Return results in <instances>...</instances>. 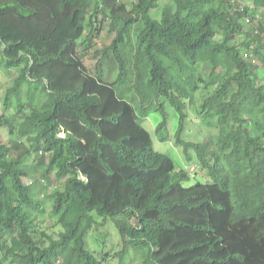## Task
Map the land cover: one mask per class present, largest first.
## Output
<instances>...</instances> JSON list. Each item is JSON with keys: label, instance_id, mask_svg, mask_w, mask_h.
Here are the masks:
<instances>
[{"label": "trees", "instance_id": "1", "mask_svg": "<svg viewBox=\"0 0 264 264\" xmlns=\"http://www.w3.org/2000/svg\"><path fill=\"white\" fill-rule=\"evenodd\" d=\"M248 2L0 0V71L16 72L0 103V264H110L109 229L88 248L108 221L118 264H264V70L244 59L254 44L264 60V0ZM198 95L216 129L203 142L184 138ZM168 104L191 171L143 125L160 112L168 140ZM198 171L212 181L186 185Z\"/></svg>", "mask_w": 264, "mask_h": 264}, {"label": "rangeland", "instance_id": "2", "mask_svg": "<svg viewBox=\"0 0 264 264\" xmlns=\"http://www.w3.org/2000/svg\"><path fill=\"white\" fill-rule=\"evenodd\" d=\"M169 1L170 0H161L160 7L166 6ZM238 1L241 4L252 5V3L248 2V0H238ZM159 14H160V10L152 11L153 17H157ZM112 37L113 35L108 33L107 24L104 23L103 28L98 33V37H97L98 47H101V45H104V44H109L112 40ZM242 39H243V36H240L238 40L241 41ZM0 58H1V54H0ZM249 60L257 64L261 69L264 70V60H262V58H260L259 56L252 54L250 55ZM86 64L89 67V69L94 72L96 60L92 57V54L88 57ZM15 76H16L15 71L12 70L8 72V71H5L4 69H1L0 71V103H2L3 101V97L6 92L7 87L13 84ZM203 101H204V97L201 98L200 95H198L197 104L193 105L192 108H189V119L187 121L186 132L184 133V138L189 141H195V142L202 141L203 142L204 139H206V137L209 136L208 132L216 133L215 128L208 126L207 125L208 123L206 124L205 122L206 113L204 114L203 112L201 113V110H202L201 104L203 103ZM167 112H168V136H169L168 140L161 141L156 131L158 125L163 120V116L160 112L151 113L149 117L144 120L143 125L152 134L153 141H154V147L157 151L170 155L175 160L178 166V169H186V170L191 171L193 169V166L195 165L199 166V163L196 158L193 160H187L183 156L182 148L175 144L174 139H175V135H176L177 128H178V115L175 109L170 104L167 105ZM7 132L8 131L6 129L0 130V142L6 143L9 141V139H7V136H8ZM30 162H32V160ZM197 173L198 174H195V173L192 174L193 176L192 180L187 182L186 185H191L195 183L196 181H201V182H211L212 181V179L205 172L202 173L198 171ZM35 177H38V176L33 174L32 178H29V179L33 181L35 180ZM51 178H52L51 187H57L60 184V181H57L56 178H54V175H51ZM29 179H26V180L29 181L28 183H31ZM47 210L50 211L51 208H47ZM41 220L44 222L43 225L45 229L49 231L50 233L57 235L61 231V227L55 225L54 223L55 219L51 218L49 214H47L46 217L41 218ZM100 221L103 222V220H100ZM102 228L104 230L109 229V232H110L109 235L104 236V239L106 240V244H107L105 249L109 250L112 255V256L111 255L107 256L108 260L110 264H118L119 263L118 258H114L113 256L116 253L115 251H120L122 249L123 247L122 241L118 237L114 227L112 226L111 223H109V221L105 222V224L103 225L98 224L90 232V234L88 235V248L94 253H98L99 251L98 244H99V241H101L100 239L102 237L101 236ZM129 251H130V254L133 255V250L129 249ZM136 262L137 260L133 262H127V264L129 263L136 264Z\"/></svg>", "mask_w": 264, "mask_h": 264}, {"label": "built area", "instance_id": "3", "mask_svg": "<svg viewBox=\"0 0 264 264\" xmlns=\"http://www.w3.org/2000/svg\"><path fill=\"white\" fill-rule=\"evenodd\" d=\"M246 21H247V24H250V23H251L250 20H249V18H247ZM251 47H252V46H251ZM250 55H251V54H250L249 52H245V53H244V59H245V60H248L249 57H250Z\"/></svg>", "mask_w": 264, "mask_h": 264}, {"label": "clouds", "instance_id": "4", "mask_svg": "<svg viewBox=\"0 0 264 264\" xmlns=\"http://www.w3.org/2000/svg\"><path fill=\"white\" fill-rule=\"evenodd\" d=\"M246 25L249 26L250 24H247V23H246ZM251 46H252V47H251ZM251 46H250V49H249V53L252 55V51H251V50H253V48L255 49V45L252 44ZM253 55H255V54L253 53ZM248 61H250V60L248 59Z\"/></svg>", "mask_w": 264, "mask_h": 264}]
</instances>
